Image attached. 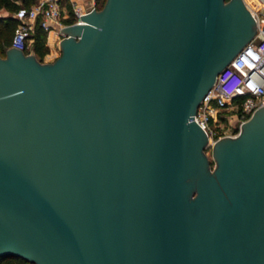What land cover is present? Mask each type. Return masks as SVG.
I'll return each mask as SVG.
<instances>
[{"label":"water","instance_id":"water-1","mask_svg":"<svg viewBox=\"0 0 264 264\" xmlns=\"http://www.w3.org/2000/svg\"><path fill=\"white\" fill-rule=\"evenodd\" d=\"M80 17L52 60L0 55V255L264 264V105L213 165L193 119L256 33L245 1L105 0Z\"/></svg>","mask_w":264,"mask_h":264},{"label":"built area","instance_id":"built-area-1","mask_svg":"<svg viewBox=\"0 0 264 264\" xmlns=\"http://www.w3.org/2000/svg\"><path fill=\"white\" fill-rule=\"evenodd\" d=\"M244 1L255 17L256 33L218 72L213 86L193 114V119L206 131L209 146L218 138L239 131H228L224 127L227 106L231 105L236 111L240 129V122L264 105V3L260 0L253 5L249 0ZM103 3L102 0H34L29 5L21 4L11 13L16 19L11 45L25 51L35 24L39 22L48 36L54 33L59 46L64 35L60 30L62 26L81 21V14L100 8Z\"/></svg>","mask_w":264,"mask_h":264},{"label":"trees","instance_id":"trees-1","mask_svg":"<svg viewBox=\"0 0 264 264\" xmlns=\"http://www.w3.org/2000/svg\"><path fill=\"white\" fill-rule=\"evenodd\" d=\"M34 0H22L17 2L16 0H0V8H6L10 13L6 15H0V55H5L6 48L11 45V37L16 25V19L11 13L17 9L21 4L29 5ZM12 31V32H11ZM11 33V34H10ZM54 33L51 32L50 39ZM32 36V49H25V52L32 51L36 54L40 60H45L44 57L49 53L50 48L47 44V31L36 22ZM54 59V58H53ZM52 60V59H51ZM0 264H34L20 256L15 255H0Z\"/></svg>","mask_w":264,"mask_h":264},{"label":"rangeland","instance_id":"rangeland-1","mask_svg":"<svg viewBox=\"0 0 264 264\" xmlns=\"http://www.w3.org/2000/svg\"><path fill=\"white\" fill-rule=\"evenodd\" d=\"M103 2H105V0H102ZM253 5L260 3V0H249ZM261 2L264 3V0H261ZM10 13V12H9ZM12 32V31H11ZM11 34V33H10ZM32 41L33 39H29L28 40V48L32 49ZM58 38L57 37H52L50 39V36L47 35V44L50 48L49 51V60L55 58L59 53H60V47L58 46ZM227 114V118L226 121L224 123V127H226V129H228V131L233 130L234 132H237L239 130V119L236 115V111L234 110L233 107H231V105L227 106L226 110H224ZM205 151L211 161V164H214V160L212 157V153H211V146L207 145L205 148Z\"/></svg>","mask_w":264,"mask_h":264},{"label":"crops","instance_id":"crops-1","mask_svg":"<svg viewBox=\"0 0 264 264\" xmlns=\"http://www.w3.org/2000/svg\"><path fill=\"white\" fill-rule=\"evenodd\" d=\"M16 1L17 2H21L22 0H16ZM8 13H9V11L6 8H4V7H1L0 8V15H6ZM49 58H50V56H49V53H48V54H46V56L44 57V59L45 60H49Z\"/></svg>","mask_w":264,"mask_h":264}]
</instances>
